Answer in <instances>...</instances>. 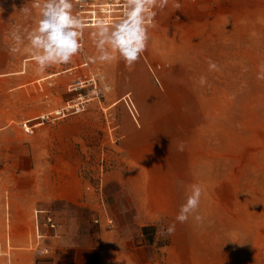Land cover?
<instances>
[{"label": "rangeland", "instance_id": "1", "mask_svg": "<svg viewBox=\"0 0 264 264\" xmlns=\"http://www.w3.org/2000/svg\"><path fill=\"white\" fill-rule=\"evenodd\" d=\"M26 3L33 0H0V197L25 207L5 228L23 250L33 255L37 247V210L56 223L42 227L47 235L65 216L80 219V243L89 233L100 242L113 219L135 215L118 193L140 179L149 200L138 208L155 219L154 246L124 264H264V0H169L146 23L147 47L134 64L90 62L96 27H87L83 51L42 73L28 41L11 34L39 19L23 15ZM101 76L111 92L99 94ZM77 102L84 109L41 123L42 114ZM128 120L140 125L139 165L123 143ZM131 166L157 174L130 177ZM193 184L202 188L204 220L181 224L175 217ZM173 223L170 237L158 234ZM49 260L71 264L68 252Z\"/></svg>", "mask_w": 264, "mask_h": 264}, {"label": "clouds", "instance_id": "2", "mask_svg": "<svg viewBox=\"0 0 264 264\" xmlns=\"http://www.w3.org/2000/svg\"><path fill=\"white\" fill-rule=\"evenodd\" d=\"M76 2L83 4L84 0ZM168 3L169 0H123L124 10L120 20L112 24H105L103 21L96 23L92 39L97 54L88 57L89 61L106 63L118 57L129 66L137 62L149 40L146 21L156 16L155 9L163 10ZM176 7L179 8V5ZM73 8L74 0H33L31 5L26 3L19 9L26 18L39 17L34 27L22 30L20 26H15L11 33L18 42L23 39L28 41V51L39 72L42 73L53 65L68 64L83 51L85 21L73 13ZM11 51L16 52L18 49L13 48ZM216 69L217 65L209 61V70ZM99 79V94L111 92V86L104 82L105 77L101 76ZM205 83L206 77L201 76L200 84ZM201 197L200 185H191L175 221L183 224L192 217L197 224H202L204 217L199 214ZM174 232V223L158 229V234L164 238L170 237Z\"/></svg>", "mask_w": 264, "mask_h": 264}, {"label": "crops", "instance_id": "3", "mask_svg": "<svg viewBox=\"0 0 264 264\" xmlns=\"http://www.w3.org/2000/svg\"><path fill=\"white\" fill-rule=\"evenodd\" d=\"M138 87L140 85L138 86L137 82L133 81L131 88L137 90ZM135 124L136 127L129 120L124 123L125 140L123 143L127 144L128 159L138 164L140 160L138 153L145 147L141 148L138 145L140 139L136 135L139 134L140 125L138 121ZM127 171L130 177H148L157 174L152 169L138 166H131ZM162 174H165V172L160 173V175ZM134 181L135 178L132 179V182ZM137 182H140L139 185L134 182L133 185H128L127 187L122 184L118 193V196L122 194V198L119 200L117 198L122 208L131 207L136 209L135 215L132 218L124 216L113 219V225L108 230L104 229L101 232L100 242L92 244V238H88L92 235L89 233L85 238V244L80 243L79 235L81 234H79L77 229L81 223L80 219L60 216V219L66 222V225L64 224L59 232H52L53 234L47 235L46 239L44 237L39 240V246L34 241V245L37 247H35L33 255L23 250L22 243H20L16 232H10L5 229L7 224L11 226V229L13 225L17 224L19 209L23 208L24 211L25 207L17 198L10 197L9 201H4L0 197V264H54V260L50 261L49 258L54 254L57 257L63 256L67 252L70 254L71 264H124L125 262H130L131 255L135 259L139 258L137 256L145 251V248L154 246V238H150L152 233L149 232V227L155 222V219L147 217L145 212L140 211L138 208L141 203L143 204L146 200H149V193H140L142 190L140 184L144 187V185H147V181L144 180L141 183V180L138 179ZM4 191L6 190L0 186V193ZM9 192H13V190L10 189ZM82 205L88 207L90 203L86 199V202L82 203ZM67 223H69L68 226ZM32 225L34 226V218L32 219ZM130 232H135L140 236L137 243H135L134 236L130 235ZM42 247L50 249L51 257L50 255L40 256L36 253V250Z\"/></svg>", "mask_w": 264, "mask_h": 264}, {"label": "built area", "instance_id": "4", "mask_svg": "<svg viewBox=\"0 0 264 264\" xmlns=\"http://www.w3.org/2000/svg\"><path fill=\"white\" fill-rule=\"evenodd\" d=\"M123 0H84L83 4L77 3L74 0L73 13L79 15L85 21V28L96 27L98 21H103L105 24H112L122 18ZM151 19L146 23H150ZM70 109H75L76 112L84 109L83 102H77L62 109L55 110L51 113L42 114L39 118L41 123L53 121L57 118L65 116ZM43 211L37 210L34 213V241L39 246V240L43 239L47 232L42 231V227L46 231L56 229V223L52 216L46 215L41 217ZM46 214V213H45ZM36 253L40 256L50 255L51 251L48 247L37 249Z\"/></svg>", "mask_w": 264, "mask_h": 264}, {"label": "bare ground", "instance_id": "5", "mask_svg": "<svg viewBox=\"0 0 264 264\" xmlns=\"http://www.w3.org/2000/svg\"><path fill=\"white\" fill-rule=\"evenodd\" d=\"M132 105V104H131ZM133 107V106H132Z\"/></svg>", "mask_w": 264, "mask_h": 264}]
</instances>
